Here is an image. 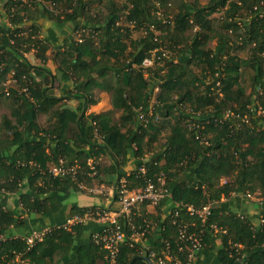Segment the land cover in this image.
Returning a JSON list of instances; mask_svg holds the SVG:
<instances>
[{
	"label": "trees",
	"instance_id": "obj_1",
	"mask_svg": "<svg viewBox=\"0 0 264 264\" xmlns=\"http://www.w3.org/2000/svg\"><path fill=\"white\" fill-rule=\"evenodd\" d=\"M3 1L9 25L0 23V93L9 96L11 110L10 117L0 116V191L18 192L25 212L44 216L80 181L90 185L99 176L104 155L111 163L113 201L120 178L129 188L144 185L137 172L143 165L154 180L160 172L165 175L171 207L161 221L155 214L154 228L146 215L134 217L137 226L151 225L142 235L155 237L150 248L131 239V223L121 216L125 237L111 262L91 236L87 243H78L84 223L70 229L52 225L41 240L28 245L25 237L31 230L47 226L19 218L0 202V264H18L17 257L33 264H95L99 258H104L103 264H150L143 256L154 251L148 258L156 263L166 241L184 261L186 249L177 251L176 246L175 211L190 230L201 232L202 246L191 264H264V204L256 217L231 205L232 193L259 191L264 197V0H181L176 11L168 0ZM216 11L221 15L214 22ZM42 18L52 23L47 32ZM161 26L167 28L168 45L155 34ZM195 27L176 49L171 35ZM132 28L143 34L129 38ZM210 41L214 45L208 46ZM238 44L248 45L244 59L234 53ZM158 45L165 46L167 55L142 67V59ZM167 46L177 51L175 57ZM50 58L57 62L56 73L47 66ZM244 65L253 71L249 91L240 84ZM156 67L164 72L149 83L153 76L148 73ZM109 75L115 81L110 83ZM58 79L73 80L70 92L80 99L76 106H64V96L50 91ZM155 87L158 92L151 102L149 90ZM96 88L110 92L111 108L86 114L88 105L97 102ZM149 107L142 125L139 110L146 113ZM114 111H120L119 121L112 120ZM40 115L46 116L42 122L37 120ZM124 123L129 125L122 130ZM167 125L163 141L153 146ZM145 152L150 153L148 159L143 158ZM131 156L134 168L124 174L120 167ZM88 159L96 162L92 176ZM59 161L77 165L75 179L49 172ZM208 203L211 214L203 223L186 213L188 205ZM92 207L72 204L67 216ZM155 210L158 213V205ZM212 223L221 230L215 232ZM11 226L21 227L22 233L15 235ZM199 256L208 258L199 261Z\"/></svg>",
	"mask_w": 264,
	"mask_h": 264
},
{
	"label": "built area",
	"instance_id": "obj_2",
	"mask_svg": "<svg viewBox=\"0 0 264 264\" xmlns=\"http://www.w3.org/2000/svg\"><path fill=\"white\" fill-rule=\"evenodd\" d=\"M157 40V38H154ZM167 49L163 45H158L152 48L147 55L142 59L141 66L149 67L155 62L160 61V57L167 55ZM151 112V107L145 113L139 110L138 119L142 125L147 123V116ZM260 113V111L258 112ZM225 115H228L225 112ZM90 174L96 173V162L93 159H88L87 161ZM77 165L66 166L62 161H59L57 165L52 166L49 172L53 176H70L72 179L76 177ZM138 174L142 177L144 185L138 188H129L125 178L119 180V185L117 187V202L119 208L117 210H111L106 207L93 206L87 209L83 214H71L62 223L56 225L58 228L70 229L73 225L82 224L87 220H94L101 223L102 227L100 230L91 233L92 241L99 245L106 251V257L109 261L114 262L118 251L119 244L124 240L125 230L120 223L121 216L126 218L128 223H131L132 233H137L142 236L145 231L147 232L150 228V224L145 222L142 226H137L134 224V218L131 216V209L137 204L148 202L152 204H157L162 198L168 195V189L166 187V177L160 172L156 180L152 178L147 172L145 166L141 165L138 168ZM116 187V186H115ZM261 195L259 191L250 192L246 191L243 194L244 198L251 199L256 196ZM186 213L191 216H196L202 223L206 221L211 214V203L205 204L201 207H193L188 205L186 208ZM178 212L175 211L172 216V223L176 227V246L177 251L186 249L185 260H181L175 254L172 253L171 244L169 241L165 242L164 254L162 257L156 259L154 264H191L194 259V255L198 249L202 246V236L201 232H197L189 229V225L184 223L182 218H177ZM143 227V228H141ZM210 227L215 231H220L215 223L210 224ZM49 230L48 227L41 229H33L25 237L26 243L28 245H33L36 240H41L44 233ZM225 232V230H222ZM264 245V243H263ZM148 257L154 256V251L148 250ZM18 264H33L26 260L16 258Z\"/></svg>",
	"mask_w": 264,
	"mask_h": 264
},
{
	"label": "crops",
	"instance_id": "obj_3",
	"mask_svg": "<svg viewBox=\"0 0 264 264\" xmlns=\"http://www.w3.org/2000/svg\"><path fill=\"white\" fill-rule=\"evenodd\" d=\"M48 25L49 24H47V26ZM44 30L46 31V29H44ZM45 31H44V33H45ZM63 38H64L63 34H62V36L61 35L58 36V41H62ZM46 63H47V66L50 67L52 72L56 73L57 62H55L54 59L52 60L50 58V59H47ZM74 86H75V84H74L73 80L60 82V80L58 79V80H55L51 84L50 91L53 89L52 92L56 96L63 95L64 98L61 99L60 103L63 104L64 106H68V107L72 108V107L76 106L80 101V99L73 96L74 92H70L71 90L74 91V89H73ZM64 91H66V92L64 93ZM96 103H93L90 105L94 106V104L96 105ZM90 105H88L87 110H88ZM95 112H100V111H95ZM119 114H117L118 116L116 117V119H112V120L113 121H119ZM41 118L44 120L46 118V116L44 117V115H40V116H38L37 120L40 122ZM125 124L126 123H124V125ZM128 125H129V123H127L125 126L122 125L123 126L122 130H124L125 127H127ZM161 133H163V132L161 131ZM154 145H156L155 142H153V146ZM155 150L156 149H152V151H155ZM149 156H150V153L145 152L143 158L148 159ZM99 160H100V164H101L100 165L101 171H100V174L97 178H98V180H101V181L98 184V186L95 188V187H92L91 185H87V183H85L83 181H80L78 184V188H77L79 191L88 194L90 197H93L96 200L95 203L86 204V203H80L78 201H73L69 204H63L61 202L60 206H57L56 208L50 210L46 215L37 216L35 214H29V213L25 212L24 209H22L21 204L19 203L18 192L0 191V202L3 204L5 209L18 212L19 218H24V219L25 218H31V219L35 220L34 222L36 225L44 224V226H47V227H50V226L55 225V224L58 225V224L62 223L68 217L67 215H68L70 206L72 204H76L78 206H88V207L100 206V207H106V208L111 209V210H117L119 208L118 202H117V200L113 201V199H114V194H113L114 185L109 184L111 179H112L110 160L107 156H104V155H102ZM134 163H135L134 156L129 157L127 162L120 167L121 172L124 174H128L130 171L133 170L134 165H135ZM122 178H124V177H122ZM122 178H120V179H122ZM91 181H93V179ZM21 184H25V183L22 182ZM22 187H25V186L22 185ZM107 188H109L108 192H107ZM74 189H76V188H72L68 193H70ZM22 190L25 191V188H22ZM166 197H167V199H166ZM164 198L165 199L160 200L157 204L147 203L146 205H140V207H139V205L135 206L136 209L134 210L132 208L133 210L130 213L131 216L134 218L135 216H139V215L144 214L147 217H149L150 213H154V216H155V214L160 215V221H161L170 212V207H171V201L169 199V196L166 195ZM155 205L159 206L158 213L155 210ZM259 207L260 206H257L255 208V210L247 211V214L251 215V216L253 215V217H256L257 212H258L257 210ZM60 211H63V212H60ZM59 212L61 214H59ZM35 216H37V217H35ZM52 221H57V222H52ZM87 221L84 222V227H83L82 233H80V236H78V238H76L79 240L78 243H87L89 236H91V233L96 231L97 229L100 230L102 227L101 223H99L97 221H94V220L93 221L87 220ZM10 228L12 229V231H14L15 235L22 233L21 227L14 229L13 226H11ZM152 228H154V226H152ZM154 238L155 237L152 236L151 239H147V238H143L142 236H140L137 233L131 234V239L139 242L145 248H150L151 242L153 241ZM74 244H77V242H75ZM197 255H199V254L196 253L194 255V259L198 258ZM207 258H208V256H206V259ZM206 259H203L202 256H199V261H206ZM103 260H104V258L103 259L99 258L96 260L95 264H103Z\"/></svg>",
	"mask_w": 264,
	"mask_h": 264
},
{
	"label": "rangeland",
	"instance_id": "obj_4",
	"mask_svg": "<svg viewBox=\"0 0 264 264\" xmlns=\"http://www.w3.org/2000/svg\"><path fill=\"white\" fill-rule=\"evenodd\" d=\"M119 3H121L122 1H125V0H117ZM170 1L171 5H172V9L174 11L177 10L176 6L179 4V2L181 0H168ZM187 3H189V1H194V0H185ZM208 0H196V2L200 3V4H204L206 3ZM4 1L0 0V23H5V24H8L7 20L4 18L6 16H4V12H3V3ZM162 11H165V14L167 15H172V12L170 11V14H169V11L168 10H165V8L162 7ZM221 15V11H216L211 17H213V19L215 20L214 22H216V19H218ZM122 19H124V17H122ZM40 24L46 29V32L48 29L51 28V21L48 20V19H45V18H42L40 19ZM47 24H49L47 26ZM9 25V24H8ZM195 29H198L197 27L195 28H192V29H188L184 34L182 35H171L169 33V38H170V35L172 36L173 39H175L177 41V46H176V49L177 48H182L183 47V44L185 41H188L190 39V37L192 36V34L194 33ZM167 33V28L165 26H161L159 28V30H156L155 31V34L157 36H159V38L161 39H165V43L164 45H168V43L170 42V39H167V37H164V35ZM143 32L140 31V30H135L134 28H132V33L130 34V37L131 39H134V38H137L139 37L140 35H142ZM62 36V35H61ZM58 42V41H57ZM56 42V43H57ZM60 42V41H59ZM55 42H53L54 44ZM214 45V42L213 41H210L208 42V46H212ZM168 47V46H167ZM169 48V47H168ZM53 50V49H52ZM172 53V56L175 57L176 54H177V51L175 52L174 50L170 49L169 48V53ZM234 53L239 57V58H246L248 56V45H243L242 47H240V44H238L237 47H235L234 49ZM32 61H37V60H33L32 57H31V53H29L27 55ZM113 58H111L112 60ZM193 69H195L196 71H200V68L199 67H196L194 64L192 65ZM154 72L156 74H154ZM162 72H164V68H157L156 67V70H152L150 71L148 74L151 76H153V79L150 80L149 83L151 82H154L157 78H158V75H160ZM253 74V71L250 67L244 65L241 67L240 69V84L247 90L249 91L250 90V86H251V76ZM109 75V78H110V83L115 81V77L112 75ZM8 82V80L6 81ZM53 91V89L51 90V92ZM151 92V97H150V101L151 102H154L155 101V98H156V94L158 92V88L155 87L152 91L149 90ZM93 97L97 98V103L96 105L94 104V106L90 105L88 110H86V113H89V112H95V111H105V110H108L111 108V104H110V98H111V94L110 92L107 90V89H104V88H96L93 92ZM10 99H9V96L8 95H5L4 93H0V116L2 113H4L7 117H10ZM120 111H114L111 116H112V119H116V117L118 116L117 114H119ZM1 118V117H0ZM42 118L40 119V122H42ZM167 120H172V118L170 116L167 117ZM193 120L189 121L187 120V122L189 123H192ZM169 131V127L167 125V128L164 129L162 132L163 133H160V135H158V140H156V144L159 145V143H161L163 141V138H164V135L167 134ZM100 161V160H99ZM94 174H90L89 176H92ZM100 183V181L98 180L97 177L93 178V181H91V186L92 187H97L98 184ZM109 191V188H107V192ZM243 194L244 193H239V194H234L232 193L231 194V205L232 207L235 209H240V211L242 210H245V212L247 213V211L249 210H255V208L257 206H261L262 204H264V197L259 195V196H256L254 198H251V199H247V198H244L243 197ZM73 201H78L80 203H86V204H92V203H95L96 200L93 198V197H90L88 194L84 193V192H81L79 191L78 189H74L72 190L70 193L68 194H65L62 198V203L63 204H69ZM140 205V204H139ZM137 206V205H136ZM136 209V208H135ZM257 210V209H256ZM243 212V211H242ZM59 214H61L59 212ZM148 221L150 222L151 225L155 226V223L157 222V219H155V216L154 217H147ZM93 221V220H92ZM88 222V221H87Z\"/></svg>",
	"mask_w": 264,
	"mask_h": 264
},
{
	"label": "water",
	"instance_id": "obj_5",
	"mask_svg": "<svg viewBox=\"0 0 264 264\" xmlns=\"http://www.w3.org/2000/svg\"><path fill=\"white\" fill-rule=\"evenodd\" d=\"M117 180H118V176H117ZM144 259L149 262L150 264H154L147 256H143Z\"/></svg>",
	"mask_w": 264,
	"mask_h": 264
},
{
	"label": "bare ground",
	"instance_id": "obj_6",
	"mask_svg": "<svg viewBox=\"0 0 264 264\" xmlns=\"http://www.w3.org/2000/svg\"><path fill=\"white\" fill-rule=\"evenodd\" d=\"M161 14V13H160ZM162 16V15H161ZM141 67V66H140ZM141 111V110H140ZM138 113V112H137ZM229 114V113H228Z\"/></svg>",
	"mask_w": 264,
	"mask_h": 264
}]
</instances>
